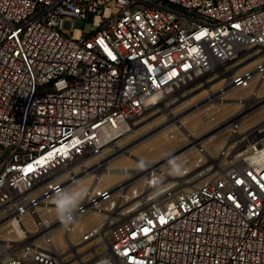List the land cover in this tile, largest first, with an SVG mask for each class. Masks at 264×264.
Returning a JSON list of instances; mask_svg holds the SVG:
<instances>
[{"label": "built area", "instance_id": "obj_1", "mask_svg": "<svg viewBox=\"0 0 264 264\" xmlns=\"http://www.w3.org/2000/svg\"><path fill=\"white\" fill-rule=\"evenodd\" d=\"M255 74L264 0H0V264H264L262 128L234 129L232 148L183 169L167 194L151 187L159 165L144 161L136 198L126 179L99 187L142 119L218 81L220 93L247 88ZM89 174L65 226L56 190ZM89 212L104 216L73 242Z\"/></svg>", "mask_w": 264, "mask_h": 264}, {"label": "rangeland", "instance_id": "obj_2", "mask_svg": "<svg viewBox=\"0 0 264 264\" xmlns=\"http://www.w3.org/2000/svg\"><path fill=\"white\" fill-rule=\"evenodd\" d=\"M258 62L253 60L241 64L239 73L254 69ZM221 85L222 82L218 81L213 85V93L203 88L176 102L170 109L174 113L172 118L166 109H159L142 119L114 148L116 151L107 164L111 173L103 174L99 187L109 189L126 179L130 194L139 196L145 188L144 174L140 170L144 161L159 165L153 190H166L167 194L169 188L189 178L190 175L182 176L183 169L199 170L203 163L216 160L215 156L223 149L234 129L242 133L259 127L264 131V74H255L247 88H228L220 93L218 88ZM241 145L239 143L235 148ZM112 152L113 148L105 149L95 160ZM92 181L93 176L89 174L65 189L80 191L83 196ZM103 216V213L96 212L82 215L71 231L72 241L77 242L81 234L97 225ZM54 236L64 248L63 228H58ZM98 242L99 239H95L80 251Z\"/></svg>", "mask_w": 264, "mask_h": 264}, {"label": "clouds", "instance_id": "obj_3", "mask_svg": "<svg viewBox=\"0 0 264 264\" xmlns=\"http://www.w3.org/2000/svg\"><path fill=\"white\" fill-rule=\"evenodd\" d=\"M81 199L82 193L80 191H68L67 189L57 188L53 203L57 219L63 225L68 226L73 222L74 214L79 209Z\"/></svg>", "mask_w": 264, "mask_h": 264}, {"label": "bare ground", "instance_id": "obj_4", "mask_svg": "<svg viewBox=\"0 0 264 264\" xmlns=\"http://www.w3.org/2000/svg\"><path fill=\"white\" fill-rule=\"evenodd\" d=\"M173 115H174V113H172V114L170 115V117H171V116L174 117ZM172 117H171V118H172ZM230 143H231V142H229V141H228L227 143H225V145L223 146V149H228V148H230V147H231ZM213 162L216 163V160H213ZM183 183L185 184V181H183ZM148 187H149V189H150V186H148ZM151 187L153 188V187H154V184H153ZM136 197H137V196H135L134 198H136Z\"/></svg>", "mask_w": 264, "mask_h": 264}, {"label": "water", "instance_id": "obj_5", "mask_svg": "<svg viewBox=\"0 0 264 264\" xmlns=\"http://www.w3.org/2000/svg\"><path fill=\"white\" fill-rule=\"evenodd\" d=\"M259 127H255V128H253V130H255V129H258ZM244 135H241L240 137H239V139L240 138H242Z\"/></svg>", "mask_w": 264, "mask_h": 264}]
</instances>
